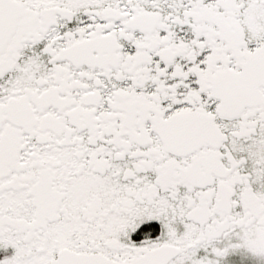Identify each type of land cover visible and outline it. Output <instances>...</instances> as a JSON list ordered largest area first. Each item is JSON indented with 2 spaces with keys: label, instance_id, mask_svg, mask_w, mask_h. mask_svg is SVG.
I'll return each instance as SVG.
<instances>
[{
  "label": "snow or ice",
  "instance_id": "6c2138e0",
  "mask_svg": "<svg viewBox=\"0 0 264 264\" xmlns=\"http://www.w3.org/2000/svg\"><path fill=\"white\" fill-rule=\"evenodd\" d=\"M229 258L264 264V0H0V264Z\"/></svg>",
  "mask_w": 264,
  "mask_h": 264
},
{
  "label": "flooded vegetation",
  "instance_id": "af4514ba",
  "mask_svg": "<svg viewBox=\"0 0 264 264\" xmlns=\"http://www.w3.org/2000/svg\"><path fill=\"white\" fill-rule=\"evenodd\" d=\"M233 262H235V264H238V261H236L235 258H229V264H233Z\"/></svg>",
  "mask_w": 264,
  "mask_h": 264
}]
</instances>
